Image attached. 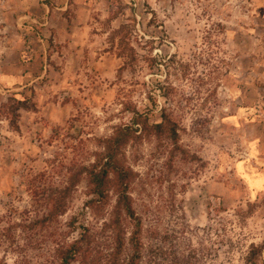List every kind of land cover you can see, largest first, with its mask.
Segmentation results:
<instances>
[{
  "label": "rangeland",
  "instance_id": "rangeland-1",
  "mask_svg": "<svg viewBox=\"0 0 264 264\" xmlns=\"http://www.w3.org/2000/svg\"><path fill=\"white\" fill-rule=\"evenodd\" d=\"M163 110L176 144L135 126L122 149L135 256L113 179L91 208L79 169ZM258 119L264 0H0V264H59L76 240L71 264H264V194L239 172Z\"/></svg>",
  "mask_w": 264,
  "mask_h": 264
},
{
  "label": "trees",
  "instance_id": "trees-1",
  "mask_svg": "<svg viewBox=\"0 0 264 264\" xmlns=\"http://www.w3.org/2000/svg\"><path fill=\"white\" fill-rule=\"evenodd\" d=\"M22 104V103H21ZM24 105H21V107ZM24 108V107H22ZM15 130H18V125L14 121L11 123ZM133 127H120L116 129L111 137L105 139L101 146V151L95 153L93 162L87 166L79 169V173H84L87 176L88 184L91 188V195L93 199L87 202V206L91 207L97 203H105L109 194V183L112 181L116 186V209L123 212L129 219L135 223V232H133V241L135 256H138L139 243L138 237L140 233V220L138 219L132 207L131 198L128 192L131 180L130 169L124 167L121 163L122 149L127 144L131 135L136 132L137 127L140 126L141 130H153L155 133H166L168 138L176 144L178 141L177 125L170 118V116L163 110L161 112V121L158 123H150L147 116L139 115L134 111L132 119ZM65 212V203L61 202L57 209H53L49 214L61 215ZM74 224V223H73ZM254 249V247H251ZM257 249V248H256ZM59 264H71L76 255L80 252V241L76 240L67 246H61L56 251ZM130 264L134 263V260ZM255 264V262H251Z\"/></svg>",
  "mask_w": 264,
  "mask_h": 264
},
{
  "label": "crops",
  "instance_id": "crops-1",
  "mask_svg": "<svg viewBox=\"0 0 264 264\" xmlns=\"http://www.w3.org/2000/svg\"><path fill=\"white\" fill-rule=\"evenodd\" d=\"M250 110L253 111V109ZM247 111H249V109H247ZM253 123L257 126H261L263 130L262 137L257 139L258 141L254 143V148L250 153L252 159L248 161V163H241L239 172L244 173L251 192L257 193L260 191V193L264 194V119H258ZM258 142H260L262 148V156L259 155V158L253 153L255 152L254 150L257 149Z\"/></svg>",
  "mask_w": 264,
  "mask_h": 264
}]
</instances>
